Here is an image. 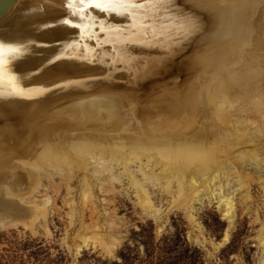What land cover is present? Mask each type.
<instances>
[{
    "label": "bare ground",
    "instance_id": "6f19581e",
    "mask_svg": "<svg viewBox=\"0 0 264 264\" xmlns=\"http://www.w3.org/2000/svg\"><path fill=\"white\" fill-rule=\"evenodd\" d=\"M24 1L0 18L11 15L0 43L23 45L11 58L5 48L0 80V227L46 222L43 177L67 173L70 183L74 166L97 216L89 179L109 192L126 175L155 219L150 188L179 207L214 196L231 221L235 159L264 176V4L239 3L231 18L221 0H132L144 7L131 16L92 9L104 27L82 34L60 23L68 0Z\"/></svg>",
    "mask_w": 264,
    "mask_h": 264
},
{
    "label": "rangeland",
    "instance_id": "374dc122",
    "mask_svg": "<svg viewBox=\"0 0 264 264\" xmlns=\"http://www.w3.org/2000/svg\"><path fill=\"white\" fill-rule=\"evenodd\" d=\"M10 16L0 20L1 27ZM234 165L242 180L233 188L231 221L214 196L179 207L174 194L150 188L154 208H160L155 219L138 203L126 175L123 185L116 183L109 192L89 179L101 211L97 216L84 204L85 170L74 166L70 183L67 173L44 176L51 199L46 222L39 218L28 226H1L0 264H264V176L260 179L248 160L235 159ZM260 166L264 169V163ZM219 179L226 183L223 173ZM243 183L248 197L241 196ZM172 187L176 189V183ZM98 218L101 226L95 228ZM229 227V239L224 240Z\"/></svg>",
    "mask_w": 264,
    "mask_h": 264
},
{
    "label": "snow or ice",
    "instance_id": "6c2138e0",
    "mask_svg": "<svg viewBox=\"0 0 264 264\" xmlns=\"http://www.w3.org/2000/svg\"><path fill=\"white\" fill-rule=\"evenodd\" d=\"M3 0H0L2 3ZM160 3L166 0H159ZM61 7H64L62 4ZM144 7L143 4L132 3V0H68L67 10L62 13L60 23L68 28L77 29L82 34L91 29H103V25H98L95 19L89 20L88 14L92 9L103 13H115L117 15L124 14L131 16L138 8ZM68 15L75 17L79 23L67 18ZM7 47L9 51V58L12 55H18L23 50V45H5L0 43V80H2V72L4 68V50ZM61 59L60 56H55L50 61L55 63ZM14 94L20 95V92Z\"/></svg>",
    "mask_w": 264,
    "mask_h": 264
},
{
    "label": "water",
    "instance_id": "95a60500",
    "mask_svg": "<svg viewBox=\"0 0 264 264\" xmlns=\"http://www.w3.org/2000/svg\"><path fill=\"white\" fill-rule=\"evenodd\" d=\"M16 1L17 0H3V2L2 3H0V18L1 17H3L5 14H7L9 11H11L12 9H13V7H14V5H15V3H16ZM245 1H249V2H252V3H254V5L255 4H258V6H259V8H261V6L264 4V0H221L220 2L221 3H223V5H219V7H217L216 9L217 10H223L224 11V9L225 10H227L226 8H228V11H229V13L230 14H228V15H230V17L231 18H233V17H235V15H234V12H235V7H236V5L238 6V5H240L239 3H244ZM178 2L179 1H177V4H178ZM224 6V7H223ZM257 6V7H258ZM173 9V8H172ZM172 9H170V8H166L164 11L165 12H167L168 13V11H170L171 10V12H173V10ZM210 12V11H209ZM194 15H191V14H189V16L191 17V18H193V19H199V18H202L203 19V17H201L203 14H201V12H197L196 11V13H193ZM198 14V15H197ZM101 17L99 18V19H103V18H106L104 21H106V22H108V19L109 18H107V17H104V14L103 13H101ZM170 15H172L171 13H170ZM175 15H176V13H175ZM188 16V15H187ZM167 17H169V14H168V16ZM116 19H118V18H116ZM111 22V21H110ZM127 23V22H126ZM126 23H123L122 25L123 26H125L126 25ZM128 24V23H127ZM181 36V35H180ZM180 36H179V38H180ZM178 38V39H179Z\"/></svg>",
    "mask_w": 264,
    "mask_h": 264
}]
</instances>
